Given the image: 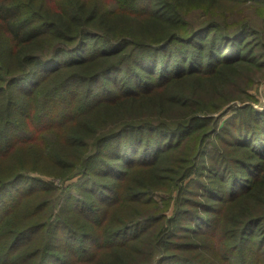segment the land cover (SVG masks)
<instances>
[{
	"label": "trees",
	"instance_id": "16d2710c",
	"mask_svg": "<svg viewBox=\"0 0 264 264\" xmlns=\"http://www.w3.org/2000/svg\"><path fill=\"white\" fill-rule=\"evenodd\" d=\"M34 3L0 0V264H264V0Z\"/></svg>",
	"mask_w": 264,
	"mask_h": 264
},
{
	"label": "rangeland",
	"instance_id": "374dc122",
	"mask_svg": "<svg viewBox=\"0 0 264 264\" xmlns=\"http://www.w3.org/2000/svg\"><path fill=\"white\" fill-rule=\"evenodd\" d=\"M19 1H21L22 3H25V4L27 2H29V0H19ZM37 1H42V4L45 5L46 3L48 4L51 0H37ZM37 3H40V2H37ZM37 3H34V4L37 5L38 7L42 6V4L39 5ZM197 14H198V10H195L194 12L192 11L188 15L184 16L183 17L184 23H190L191 22L192 23L191 26L198 25L199 22L196 21L197 20ZM193 22H194V24H193ZM54 46H55V44H53V43H51L50 45H46V47H43V49L41 50V54H47L49 51H51V49H53ZM246 89L250 92V94L257 101L256 103H253L252 106L256 109L257 108L258 109L263 108V105H264V96H263V94H264V76L261 77L260 80L254 82V84L251 85L249 88L247 87ZM253 97L250 100H244V102H252ZM234 105L240 106L241 103L238 101H232L227 106H234ZM225 108H226V106L224 107V109ZM218 115L219 114H215L214 116L217 117ZM154 119L152 121H156ZM23 160H25L29 163V160H27V159H23ZM81 160L82 159H79V161H81ZM73 163H74V161H73ZM76 163H74V164H76ZM73 170L61 174V173L55 172V170H53V168L46 167L45 164L41 162L38 165H36L35 167H31L30 170H20V171H22L20 173H27L33 177H36V178L43 180L44 182H51L54 184V186H56L60 189H64V188L72 185L76 181V178H73V179L66 181L64 183V182H62L60 177L64 178L61 175H69L73 172ZM155 199H156V201H159L158 196H155ZM171 212H172V206H170V208L167 211H164L163 213L165 216L170 217Z\"/></svg>",
	"mask_w": 264,
	"mask_h": 264
}]
</instances>
